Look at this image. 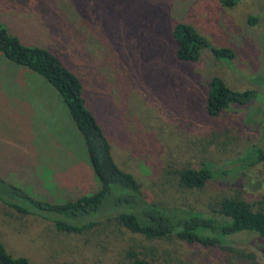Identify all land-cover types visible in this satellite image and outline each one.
<instances>
[{
  "label": "rangeland",
  "instance_id": "rangeland-1",
  "mask_svg": "<svg viewBox=\"0 0 264 264\" xmlns=\"http://www.w3.org/2000/svg\"><path fill=\"white\" fill-rule=\"evenodd\" d=\"M0 21L24 44L57 55L79 77L116 164L135 176L148 202L205 213L222 197H239L264 211V162L250 164L252 150L264 145V0H241L232 8L219 0H0ZM177 23L192 26L214 47L232 49L234 60L217 61L205 50L195 63L179 62L171 36ZM37 77L0 54V80L17 78L31 105L28 144L24 128L0 102V176L24 167V182L41 186L49 179L56 195L69 200L96 191L99 184L65 104ZM213 77L259 97L212 118L205 99ZM203 163L214 178L199 190L181 187L177 172ZM33 168L41 171L40 180ZM0 240L9 254L30 264H127L136 258L264 264V241L254 234L234 239L236 252L206 251L175 238L147 240L114 220L66 233L1 202ZM237 251L254 259L242 260Z\"/></svg>",
  "mask_w": 264,
  "mask_h": 264
},
{
  "label": "trees",
  "instance_id": "trees-1",
  "mask_svg": "<svg viewBox=\"0 0 264 264\" xmlns=\"http://www.w3.org/2000/svg\"><path fill=\"white\" fill-rule=\"evenodd\" d=\"M240 1L219 0L227 8ZM255 21L252 19L251 22ZM171 36L179 62L195 63L205 50H209L217 61L231 62L235 58L232 49L212 46L188 24H175ZM0 54L5 60L42 78L60 96L82 138L99 184L96 191L69 200L56 195L55 184L49 179L41 187L33 182L0 177L2 204L20 215L49 221L66 233L79 234L103 220H114L128 232L147 240L175 238L189 248L206 251L230 247V251L236 252L234 239L245 234H254L264 241V211L253 208L239 197H222L211 211L205 213L148 202L135 176L116 164L110 142L86 102L79 77L47 48L24 44L1 21ZM258 97L254 90H233L222 79L213 77L207 84L205 111L215 118L233 106L247 107ZM250 158V164L264 162V145L253 149ZM177 176L181 187L199 190L214 178L215 173L208 163H203L198 169L181 170ZM237 254L242 260L254 259L253 254L245 251H237ZM0 264L30 263L24 257L9 254L0 240ZM127 264L154 263L136 258Z\"/></svg>",
  "mask_w": 264,
  "mask_h": 264
},
{
  "label": "crops",
  "instance_id": "crops-1",
  "mask_svg": "<svg viewBox=\"0 0 264 264\" xmlns=\"http://www.w3.org/2000/svg\"><path fill=\"white\" fill-rule=\"evenodd\" d=\"M25 70H27V69H25ZM27 71L30 72L29 70H27ZM31 74H33V73H31ZM34 76L37 77L36 75H34ZM3 80H5V79H3ZM4 83H5V85L3 86ZM8 87H9V89H8ZM12 89L14 91H12ZM0 97L2 99V101H0V102L3 106V108H6V113H5L6 116H8L9 118L12 117L14 120H16L17 124L21 125L24 128V131H25L24 139L27 140V143L29 144L31 142V122H30L31 114L28 113V110H30L31 105H30L29 99H26L27 102L25 101L24 91L22 90L21 87H19V81L17 80V78L13 81H7V83H6V81L0 80ZM11 101H15L18 104V107L16 109L11 110L9 108L8 104ZM58 131L62 133V129H60ZM43 139L45 140L46 137L43 136ZM28 164L30 165V162ZM18 168L19 167H17V168L13 167L12 169L6 170L1 174L0 177H2L4 179H11V180L12 179H14V180L19 179V181L24 182V180H23L25 178L24 177V172H25L24 167H21L22 169L19 172H18ZM27 169L29 171L30 167H28ZM32 170L34 171V174H35L34 177H40L41 171H39L36 168H33ZM19 174H21V175L23 174V178H21L19 176ZM15 177H18V178H15Z\"/></svg>",
  "mask_w": 264,
  "mask_h": 264
}]
</instances>
